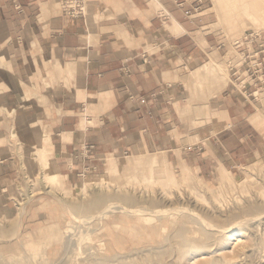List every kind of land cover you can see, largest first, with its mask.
<instances>
[{
	"label": "crops",
	"instance_id": "1",
	"mask_svg": "<svg viewBox=\"0 0 264 264\" xmlns=\"http://www.w3.org/2000/svg\"><path fill=\"white\" fill-rule=\"evenodd\" d=\"M16 1L20 12L14 0H0L1 219L12 220L23 197L33 133L72 190L84 176L125 168V158L150 165L162 156L217 180L224 166L261 153L264 120L254 104L229 84L217 94L190 92V71L201 84L195 68L227 49L197 24L206 14L200 0H85L77 18L62 12L60 0ZM169 174L177 176L163 170L160 179ZM46 200L34 197L20 220H63Z\"/></svg>",
	"mask_w": 264,
	"mask_h": 264
},
{
	"label": "rangeland",
	"instance_id": "2",
	"mask_svg": "<svg viewBox=\"0 0 264 264\" xmlns=\"http://www.w3.org/2000/svg\"><path fill=\"white\" fill-rule=\"evenodd\" d=\"M200 2L206 14L196 18L197 24L203 26L205 32L215 34L227 49L219 56L212 54L208 63L195 68L201 76V84L193 81V70L190 71L187 77L193 84L190 92L203 94L208 88L210 94H217L229 84L245 103L256 106V111L264 120V83L260 85L256 75L246 69L240 70L238 78L231 76L229 71L230 66L240 60L232 42L252 29H264V18L257 17L253 23L246 18L244 21L230 19L229 22L220 11L221 21L217 3H226V0ZM219 63L223 67L222 81L220 88L214 90V86H206L205 71L208 65L217 67ZM261 73L264 74V63L261 64ZM203 87L205 89H200ZM256 89L258 92L252 95L251 92ZM245 90L247 93H244ZM12 142L19 155L18 138ZM259 142L256 145L262 149L258 156L224 166L227 172L220 173L217 180L213 174L205 176L194 169L182 172L171 167L162 156L153 155L155 161L150 165L125 158V168L107 171L109 176L89 177L92 181L101 179L100 182L108 183L91 186L83 199L75 192L68 199L44 189V193H35L28 202L44 195L50 198L46 200V206L51 204L54 210L63 212V220H41L35 225L26 222L29 220H20V217L27 210V187L31 190L40 187L44 178L41 179L43 174L38 172L37 165L31 170L33 163L30 164L31 159L25 155L24 166L30 181L24 179L26 185L20 188L24 198L18 197L16 201L25 199L21 214L18 216L17 204L12 211V220H3L0 216V264H264V138ZM163 170L177 175L176 181L172 174L165 180L160 179L163 178ZM118 182L120 186L115 190ZM62 188L73 191L63 184ZM91 200L97 202L93 207ZM108 200L138 204L127 209L140 205L151 208L189 206L188 210L191 209L194 214L179 211L171 216L157 215L139 209L129 213L127 209L117 207L114 212L100 217L99 214L110 206L104 205ZM95 212L96 217L85 219ZM79 220L85 221L81 223ZM47 226L53 228L46 230ZM107 226L109 230H103ZM115 239H122V244L117 246ZM182 240L193 243L197 248L186 251L184 255L178 248L185 243ZM193 259L196 261L190 262Z\"/></svg>",
	"mask_w": 264,
	"mask_h": 264
},
{
	"label": "bare ground",
	"instance_id": "3",
	"mask_svg": "<svg viewBox=\"0 0 264 264\" xmlns=\"http://www.w3.org/2000/svg\"><path fill=\"white\" fill-rule=\"evenodd\" d=\"M223 1V0H222ZM217 14L219 15V18L220 16L222 15L223 13V18L227 21H237V20H240V21H244V19H248L250 20L252 23L253 22H256L257 21V17H262L264 18V0H226V3H222L220 2L219 4L217 3ZM228 10L230 13H228ZM222 13H221V12ZM222 18V19H223ZM221 18L220 20L223 21ZM231 19V20H230ZM206 63H208L206 61ZM223 72V67H222V64L219 63L217 65V67H213L211 65H208L206 67V71H205V74H206V86H214V90H217V88L219 89L220 86H221V81H222V73ZM204 74V73H203ZM204 74V75H205ZM18 95V94H17ZM17 127V126H16ZM31 135V134H30ZM11 137L13 136H17V132L15 129H12V133L10 135ZM30 137V136H29ZM31 138V137H30ZM29 138V139H30ZM32 139H33V145L27 149V151L25 152V155L28 156L29 159H31V163H33V167L31 168V170L34 168V166L37 165V163L41 166L42 170H41V173L43 174L42 178L43 179L42 181V185L36 189H32L29 191V194L27 195V198H30L32 195H34L35 193L37 192H41L44 190H46L47 192H50V193H53L55 195H57L58 197L62 198V199H68V198H71L73 197V192L76 193V195H79L81 196V198L83 199L88 190L90 189L91 186H99V183L103 184L104 181L100 182L101 179H96L95 181H92L91 178L87 177V176H84V178L81 180V183L80 185H78L73 191H66L62 188V183L58 177V174H57V170L55 168L56 165L53 164L52 160L50 159V157L47 155V151L45 150L44 148V145H43V138H42V135L39 136V139H38V136L36 134H32ZM22 141V139H21ZM30 141H28L30 143ZM20 142V141H19ZM26 144V143H25ZM146 164V163H145ZM116 165V164H115ZM114 167V166H113ZM117 167V166H115ZM118 168V167H117ZM30 170V171H31ZM29 171V172H30ZM59 173V172H58ZM80 175V174H79ZM120 175V174H119ZM45 176H47V178H45ZM120 177V176H119ZM120 178H123V177H120ZM175 178V176L173 177ZM122 180V179H121ZM176 181V178L175 180ZM121 182V181H120ZM245 182V180H244ZM107 182H105L104 184H107ZM174 182L170 183V184H173ZM120 186V183L118 182V184L116 185V188L115 190H117V188H119ZM237 186V185H236ZM93 188V187H92ZM118 195V194H117ZM87 197V196H86ZM93 197V196H92ZM26 198V199H27ZM97 199L99 198L98 196L96 197ZM123 198V197H122ZM125 198V197H124ZM88 200L89 197L87 198ZM86 199V200H87ZM126 200H128L126 198ZM25 201V199L23 200H19L18 201V206H19V212H18V216L21 214V211H22V205H23V202ZM127 202V201H126ZM96 200L92 201L91 200V206L92 205H96ZM132 203V201H131ZM82 204V203H80ZM87 204H90V203H87ZM254 204V203H252ZM257 204V203H256ZM98 205V204H97ZM104 205H110L108 207L107 210L103 211V213H100V217L103 216L105 213H110V212H114L115 209H117V207L123 209V210H126L127 207H133L135 205H138V204H127V203H123V201H117V200H108L106 203H104ZM247 205V204H246ZM245 205V206H246ZM249 205V204H248ZM255 205V204H254ZM79 205L77 204V207ZM99 206V205H98ZM102 206V205H101ZM100 206V207H101ZM178 206V205H177ZM250 206V205H249ZM247 206V207H249ZM252 206V205H251ZM83 206H81V209H82ZM93 207V206H92ZM107 207V206H106ZM189 207V206H188ZM188 207L187 206H180V207H176V206H168L166 208H151V207H147V206H138V208H129L127 209L126 211H128L129 213H133V212H136V211H145V212H148V213H153V214H157V215H163V214H167L169 216H171L172 214H175L179 211H186L187 213H191V214H194V212L188 210ZM244 207V206H243ZM85 209V208H84ZM99 209V208H98ZM97 209V210H98ZM137 209V210H136ZM139 209V210H138ZM240 209V208H239ZM242 209V208H241ZM240 209V210H241ZM255 209V208H254ZM78 210V209H77ZM90 210V209H89ZM96 210V212H98ZM75 211V210H74ZM190 211V212H188ZM96 212L95 213H92L91 215L89 214L88 216L85 217L86 218H92V217H96ZM77 213V212H76ZM0 216H3V213H2V208L0 207ZM8 216V215H7ZM17 216V217H18ZM262 216V215H261ZM16 217V220L18 219ZM200 220V219H199ZM81 223H84L85 220H79ZM207 225V224H206ZM209 227V226H208ZM207 227V228H208ZM69 229V228H68ZM181 232V231H180ZM185 241V240H182V242ZM187 241V240H186ZM185 241L184 244H182L183 246L180 248V246L178 247L179 250L184 253L185 255V252L186 251H189V250H193L194 248H197L195 247L194 245H192L191 243H187ZM181 242V243H182ZM190 242V241H189ZM197 245V243H195ZM82 245V244H81ZM199 250V249H197ZM178 252V251H177ZM180 252V254H181ZM182 256V254H181ZM189 256V255H188ZM206 256V255H205ZM202 257L204 258V256L202 255ZM100 260V259H99ZM190 261V260H189ZM196 260H192L190 262H194ZM208 261V260H207ZM187 262V261H186ZM189 264V263H188ZM190 264H193V263H190ZM195 264V262H194Z\"/></svg>",
	"mask_w": 264,
	"mask_h": 264
},
{
	"label": "built area",
	"instance_id": "4",
	"mask_svg": "<svg viewBox=\"0 0 264 264\" xmlns=\"http://www.w3.org/2000/svg\"><path fill=\"white\" fill-rule=\"evenodd\" d=\"M62 12L71 18L84 16L86 12L85 0H60ZM14 8L18 12L22 10L21 5L14 0ZM232 46L239 54V62L233 63L229 71L234 78L239 77L240 70L251 71L256 75L258 81L264 83V74L261 73V64L264 63V29H252L242 37L232 42ZM245 73V72H242ZM241 73V74H242ZM258 90L251 92L255 95ZM244 93H247L245 90ZM250 95V93H249Z\"/></svg>",
	"mask_w": 264,
	"mask_h": 264
}]
</instances>
